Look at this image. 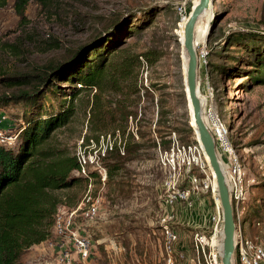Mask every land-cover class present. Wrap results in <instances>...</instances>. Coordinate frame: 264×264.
Listing matches in <instances>:
<instances>
[{"label": "rangeland", "instance_id": "obj_1", "mask_svg": "<svg viewBox=\"0 0 264 264\" xmlns=\"http://www.w3.org/2000/svg\"><path fill=\"white\" fill-rule=\"evenodd\" d=\"M197 3L198 0H49L45 6L32 2L27 9V21H21L17 16L13 0L0 10V78L37 74L50 64L68 59L116 24H123L131 16L146 12L134 19L135 23L145 27L149 25L142 31L138 50L147 47L156 50L153 54L156 61L153 65L144 63L141 70L143 98L137 108V118L130 117L125 128L111 123L98 142L85 144L86 136L93 137L94 133L89 131V116H83L80 110L69 127L56 137L58 143L68 145L76 156L80 150L84 151L85 146L100 148L102 136L106 139L104 144L113 146L99 166L87 169L92 181L78 171L76 176L84 179L70 189L57 192L67 204L66 208L73 209L82 202L91 182L94 195L101 197V191L103 199L110 202L114 210L112 216L115 214L120 225H125L133 233L135 231L141 240L139 246L131 248L134 240L123 238L122 246L127 254L111 252L112 256L101 258V264H129L135 256L141 260L145 258L149 263L163 264L164 237L162 239L157 223L158 215L165 210L161 202L162 184L169 172L163 160L174 140L186 145L197 141L195 131L190 133L188 130V126L193 124V116L187 102V59L182 45L186 23L183 17L188 19ZM199 27L208 28L206 39L196 47L199 57L198 89L203 109L217 112L230 130L231 143L242 158L250 182L243 215L245 233L264 242V75L255 78L257 74L252 71V65L258 60L255 58L264 57V0H213L211 16L204 15ZM233 33L244 38L237 41L227 39ZM130 40L133 38L127 42ZM29 89L26 86L9 88L0 82V95ZM0 111H5L10 117L0 127L8 129L10 125L12 129L14 118L20 111L13 106ZM161 115L162 124L175 128V132L156 125ZM114 129L126 130L125 137H134L144 145V149L140 158H127L110 173L108 164L113 161L109 156L123 147L122 133L113 132ZM158 129L164 132L162 139L155 133ZM140 132L146 135L142 141ZM109 134L111 137L107 141ZM168 141L170 145L165 151L161 142ZM155 142L157 147H154ZM105 172L106 180L103 182ZM195 204L193 212L184 210L179 214L178 222L185 244L188 243V264H196L194 234L210 235L212 216L216 211V203L209 193L202 194ZM98 220L99 216L94 223ZM81 222L88 230L94 224L87 220ZM109 230L113 236L107 241L99 240L92 233L94 249L91 264L99 262L96 252L100 245L107 243L113 250L118 248L117 243L113 248L109 242L121 241L114 234L119 229ZM148 231H156L157 234L145 242L141 234ZM49 240L56 243L60 238L53 232ZM49 247L48 242L32 247L24 255L22 264H55L56 254L61 249ZM41 256L45 258L39 262Z\"/></svg>", "mask_w": 264, "mask_h": 264}, {"label": "trees", "instance_id": "obj_2", "mask_svg": "<svg viewBox=\"0 0 264 264\" xmlns=\"http://www.w3.org/2000/svg\"><path fill=\"white\" fill-rule=\"evenodd\" d=\"M9 1L0 0V10ZM48 1L13 0V9L21 21H27V9L32 2L45 6ZM145 13L131 16L106 38H97V44L71 65L50 64L34 75L0 78L6 87L30 88L0 95V109L13 106L20 111L12 126L13 144L0 146V264H22L32 247L51 238L54 217L60 207L67 205L57 192L84 179L76 176L81 169L76 154L56 140L78 112L82 110L83 116H89V131L94 133L93 137L86 136L85 144L91 140L98 142L109 124L125 128L130 117L137 118L143 98L141 70L144 63L153 65L156 61L153 55L156 50L149 47L138 50L142 31L149 25L145 27L134 19ZM130 38L133 40L127 42ZM238 38L244 37L235 33L227 37L233 41ZM255 59L258 60L252 71L259 78L264 75V57ZM162 119L161 115L156 125L175 132V128L162 124ZM188 130L194 132L191 126ZM116 131L122 133L124 155L116 150L109 156L113 161L108 164L110 173L125 159L140 158L144 149L134 137H125L126 130L113 132ZM155 133L163 138V130ZM145 136L140 132L141 141ZM161 143L166 151L170 142ZM157 145L155 142L154 147Z\"/></svg>", "mask_w": 264, "mask_h": 264}, {"label": "built area", "instance_id": "obj_3", "mask_svg": "<svg viewBox=\"0 0 264 264\" xmlns=\"http://www.w3.org/2000/svg\"><path fill=\"white\" fill-rule=\"evenodd\" d=\"M183 16V14H182ZM204 122L211 132L217 149L218 158L224 167L230 188V196L235 214V264H264V242L252 238L245 233L244 212L249 197L247 172L241 156L234 149L230 140V130L219 114L211 109H203ZM5 111H0V124L9 121ZM105 136L101 137L100 148L95 145L85 146L77 158L80 163V174L92 179L87 174L89 166H99L108 151L113 150L109 143L104 144ZM111 137L109 134L108 139ZM15 139L14 130L0 127V146L9 147ZM91 143H95L91 140ZM124 154V148L119 147ZM169 170L163 187L162 204L165 210L161 215V227L164 236V251L166 264H177L185 258L178 251L179 234L174 228L179 222L181 212H193L196 209V199L204 193H209L216 203V211L212 216L213 228L210 235L202 232L194 234L193 246L196 254V264H222L220 248L222 245L223 219L216 179L211 170L208 157L201 143L182 144L173 141L170 152H166L163 160ZM198 173V174H197ZM106 180V172L102 181ZM90 182L82 202L73 209L62 206L54 217L53 232L60 238L56 243L47 240L49 248H60L55 257V264H91L93 254L92 233L81 224V220L91 221L100 215L101 197L95 196ZM81 218V219H80ZM114 248L115 242L110 241Z\"/></svg>", "mask_w": 264, "mask_h": 264}, {"label": "water", "instance_id": "obj_4", "mask_svg": "<svg viewBox=\"0 0 264 264\" xmlns=\"http://www.w3.org/2000/svg\"><path fill=\"white\" fill-rule=\"evenodd\" d=\"M211 7H213V0H199L198 3L193 6L183 28L182 45L187 59L185 86L191 102L195 122V126H192L191 123L190 125L194 129L197 140L201 143L208 157L211 170L216 179L223 219V239L220 248L221 263L235 264L236 222L230 196V188L224 167L218 158L215 140L203 119V101L199 95L198 89L199 57L196 48V28L203 15L210 10ZM121 24L122 23L116 24L112 30L105 34H99L91 42L79 48L71 57L66 60L57 61L54 65H71L94 47L99 39L106 38ZM97 38L99 39L96 40Z\"/></svg>", "mask_w": 264, "mask_h": 264}, {"label": "crops", "instance_id": "obj_5", "mask_svg": "<svg viewBox=\"0 0 264 264\" xmlns=\"http://www.w3.org/2000/svg\"><path fill=\"white\" fill-rule=\"evenodd\" d=\"M163 193H164V187H163V184H162L161 202H162ZM100 194H101V201L102 202H101V212H100V215H99V220H98V222L96 221L97 223L96 222L94 223V220L90 221V222H93L94 224H91L89 231L91 233H93L94 235H96L99 238V240L107 241V240H110V237L113 236L109 229L116 228L117 230L118 229L119 230L115 231L114 234H116L117 235V239H121V241H118V240L115 241V243H117V247L118 248L114 249V250L111 249L107 245V243L105 245H100L99 246L100 250L98 252H96L97 250H95L96 255L98 254V257H99L98 264H101V262H100L101 258L112 256L111 252H114L115 254L121 253L122 255L126 253V249L122 246V239L123 238L131 237V239L134 240L131 248H134L135 245L139 246L140 242H141V240L140 241L138 240V236L136 235L135 231L133 233V232H131V230L129 231L127 228H125L126 227L125 225L121 226L118 218L116 217V215L114 214V216H112L113 214H111V213H114V210H112V206L110 205V202L108 200H106L105 198L103 199L101 191H100ZM160 220H161V215L159 214L157 223H158L159 233H160V235H161V237L163 239V237H164L163 235L164 234H163V229L161 227ZM128 228H131V227H128ZM174 228H175V230L177 231L178 234L180 233V235H179L180 238H179V242L177 244V248H179V250L185 254V258L182 259V260H178L177 264H188V258H187L188 257V255H187L188 243L185 244V236H183L184 234H182L181 224H175ZM120 229H123L126 232L120 231ZM138 229L140 230V227H138ZM108 230H109V232H108ZM156 234H157L156 231L155 232L154 231H148V232H145V233L141 234V236L143 237L144 241L146 242L148 238H151L152 235H156ZM136 241H137V244H136ZM40 245H38V246H40ZM185 251H186V253H185ZM164 254H165V251H164ZM144 255H146V253ZM44 258L45 257L42 258V256H41V258L38 259V260H40L39 262L43 261L42 259H44ZM141 259L142 258H140L139 256L138 257L135 256V258L131 259V262L129 264H131V263L132 264H150L151 263V262L150 263L147 262L145 258L143 260H141ZM93 264H94V261H93ZM103 264H106V263H103ZM121 264H124V262H122ZM151 264H153V263H151ZM163 264H166L165 255H164Z\"/></svg>", "mask_w": 264, "mask_h": 264}, {"label": "bare ground", "instance_id": "obj_6", "mask_svg": "<svg viewBox=\"0 0 264 264\" xmlns=\"http://www.w3.org/2000/svg\"><path fill=\"white\" fill-rule=\"evenodd\" d=\"M211 14H212V7L204 15H208V17H209V16H211ZM184 20L187 21V16L183 17V21ZM207 35H208V28H205V29L201 28V27H199V23H198L197 28H196V46L199 44V42L204 41L206 39ZM185 78H186V68H185ZM187 102H188V104H189V106H190V108L192 110L191 102H190L188 93H187ZM192 116H193V110H192ZM192 123H193L192 126H195L194 117H193V122Z\"/></svg>", "mask_w": 264, "mask_h": 264}]
</instances>
